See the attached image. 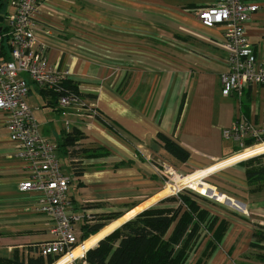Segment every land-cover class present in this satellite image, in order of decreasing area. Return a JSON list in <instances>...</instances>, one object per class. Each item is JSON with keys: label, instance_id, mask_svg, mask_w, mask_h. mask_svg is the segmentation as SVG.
Listing matches in <instances>:
<instances>
[{"label": "crops", "instance_id": "crops-1", "mask_svg": "<svg viewBox=\"0 0 264 264\" xmlns=\"http://www.w3.org/2000/svg\"><path fill=\"white\" fill-rule=\"evenodd\" d=\"M244 1L259 5L246 37L260 64L264 0ZM212 4L213 0H47L36 35L47 46L50 65L70 73L69 80L84 102L93 104L99 115L92 117L79 106L67 110L56 103L51 106L31 82L27 103L42 135L57 146L64 143L65 134L79 130L85 138L77 149L108 152V156L80 154L75 161H80L83 171L75 175L65 149L58 148L59 159L68 163L63 173L71 178L73 210L79 215L88 211L92 218L120 213L123 222L111 232L167 198L166 193L161 195L157 170L173 178L192 173L185 179L194 180L209 194L191 189L248 213L224 215L213 204H201L228 223L224 238L207 261L221 264L225 260L221 248L227 249L232 260L237 250L256 244L254 233H264V184L250 187L246 175L248 158L255 154L238 159L246 153L235 156V145L222 134L243 113L263 126L264 110L257 85L244 91L242 109L235 98L222 94L220 77L228 72L227 54L220 46L224 27L208 28L197 15ZM8 11L12 12L10 4ZM44 108L56 111L58 117ZM6 121L0 112V257L11 259L15 251L27 254L50 241L53 221L36 212L35 194L18 190L31 170L17 157ZM161 134L190 154L188 162L180 163L165 150ZM158 159L165 162L160 170ZM206 233L200 240L203 250L211 239ZM240 256L234 264L243 260Z\"/></svg>", "mask_w": 264, "mask_h": 264}, {"label": "built area", "instance_id": "built-area-1", "mask_svg": "<svg viewBox=\"0 0 264 264\" xmlns=\"http://www.w3.org/2000/svg\"><path fill=\"white\" fill-rule=\"evenodd\" d=\"M46 1L10 2L12 12L4 17L5 24L0 31L5 28V33L0 34V51L4 38L12 52L11 60L0 59V112L6 115V130L15 145L17 157L31 170L30 177L19 184L18 190L35 194L36 212L53 221L51 240L38 245V253L46 258H58L56 264H89L86 255L90 248L85 246L87 241L80 240L78 225L84 217H87V223L92 222V218L87 211L82 215L74 212L69 198L71 178L63 173L58 147L41 134L27 103L31 82L38 89L58 93L59 109L79 106L92 117L99 115L94 105H87L80 94L66 91L63 83L70 81V73L55 70L49 63L47 46L36 35L40 10ZM258 10V4L244 0H213L210 7L201 9L197 15L208 28L224 27L220 46L227 54L228 72L220 77L222 94L235 98L241 108L244 91L257 85L262 89L264 110V58L262 63L257 62L255 50L246 37V28ZM69 127L67 123L66 128ZM222 135L224 140L235 145V156L248 152L255 154L264 147V125L253 123L243 114ZM260 156H264V152L248 160Z\"/></svg>", "mask_w": 264, "mask_h": 264}, {"label": "trees", "instance_id": "trees-1", "mask_svg": "<svg viewBox=\"0 0 264 264\" xmlns=\"http://www.w3.org/2000/svg\"><path fill=\"white\" fill-rule=\"evenodd\" d=\"M11 1L0 0V17L4 18L10 14L8 7ZM4 33L5 28L0 34ZM11 53L8 40L3 38L0 59L11 60ZM63 86L66 91L80 94L77 86L71 81H66ZM39 90L44 99L50 101L48 103H51V106H54L55 103L57 105L58 93L46 89ZM242 107L243 101L241 109ZM243 115L246 116L244 113ZM160 137L164 142L165 150L174 159L180 163L188 162L190 154L186 150L170 138L162 134ZM84 138V134L79 130H72L64 135V143L57 146L65 149L75 175L81 174L83 171L80 161H75L80 154L87 157L109 155L101 148L77 149ZM256 162H258V166L254 168L253 164ZM247 164L246 175L249 186L259 188L262 183L264 184V156L250 159ZM183 193L175 197H168L157 206L139 213L99 241L96 247L88 251L87 262L89 264H187L195 247L200 243L202 234L206 231L207 235H211V239L206 243L201 256L195 262V264H205L224 238L228 230V223L212 216L210 211L201 205L204 198L185 191ZM84 209L86 208L82 210ZM120 217V213L98 217L97 219L100 221H96V217H93L92 225H89L87 217H84V220L79 224L81 226L80 240L87 241V239L98 235L109 223ZM254 240H256V244H253L251 248L263 247L261 244L264 243V233L259 231L254 233ZM260 260L264 263V256ZM57 261L58 258L41 256L37 246L31 248L27 254L15 251L11 259L0 257V264H55ZM238 264L241 263L238 262Z\"/></svg>", "mask_w": 264, "mask_h": 264}, {"label": "rangeland", "instance_id": "rangeland-1", "mask_svg": "<svg viewBox=\"0 0 264 264\" xmlns=\"http://www.w3.org/2000/svg\"><path fill=\"white\" fill-rule=\"evenodd\" d=\"M11 12V11H10ZM35 91H33V93H34ZM34 103H35V101H34ZM44 109H46V110H49L52 114H54L55 116H57L58 117V113L56 112V111H53L52 109H49V108H44ZM50 113V114H51ZM43 119H46V117L44 118L43 117ZM42 134V133H41ZM230 146H232V145H230ZM60 162H61V166H62V169H63V171H64V167H65V165H68V163H67V161H66V159H64V158H61L60 159ZM163 164H165V162H162L161 160H157V163H156V165H157V167L159 168V169H162V165ZM158 174H160L159 172H157ZM192 175V173H188V172H183L182 174H177V176L175 177V178H173V177H171L172 175H170V174H168V175H161L160 174V178L159 179H161V186L162 187H160V192H162V194L161 195H163L164 193H166V197L168 198V197H175V196H177L178 194H184L183 192L185 191L186 193H189V194H194L195 196H198V197H201V198H204V202L206 203H209L210 205L211 204H213V206H215L214 207V209L215 210H217L218 212H221V214H224V215H227L226 213H234V214H238V215H243V216H248V213H243V212H240V211H237L236 209H234V208H232V207H230V206H228V205H226L225 203H222V202H219V201H217L216 199H214V198H210V197H205V196H201L198 192H196V191H194L193 189H191V188H189V187H186V186H179V184H181L180 183V180L181 179H185V178H187V177H189L190 175ZM193 174H194V172H193ZM205 181V180H204ZM205 183H206V181H205ZM179 186V187H178ZM159 188V187H158ZM170 188H174L172 191H169L170 190ZM216 189V188H215ZM217 190V192L218 193H220V194H224V195H226L225 193H223L221 190H219V189H216ZM168 191V192H167ZM193 195V196H194ZM227 197H229L228 195H226ZM230 198V197H229ZM232 199V198H231ZM234 200V199H233ZM158 202V201H157ZM202 203V204H205V203ZM159 203V202H158ZM158 205V204H157ZM246 212H248L247 211V209H246ZM87 214L90 216V218H92V214L90 213V212H88L87 211ZM98 217L96 216V221H100V219H97ZM120 220V219H119ZM118 221V220H117ZM114 222H112V223H109V225L108 226H110V225H112ZM93 224V218H92V222H90V224L89 225H92ZM107 226V227H108ZM78 230H79V232H80V228H81V226L80 225H78ZM107 227H105V228H107ZM104 228V229H105ZM103 229V230H104ZM94 237V236H93ZM92 237V238H93ZM90 240V239H89ZM87 241H88V239H87ZM84 242H86V241H84ZM97 245H98V243H97ZM200 247V248H199ZM246 247L247 246H244L243 247V249H239V250H237V252H235L234 254H233V256H232V260H230V259H228L227 258V249H225L224 247L223 248H221L222 250H223V252H222V254L224 255V258H225V260L221 263V264H234L233 262L235 261V258H237V256H238V254H241V258L243 259L242 261H238V262H240L241 264H264V263H262V261L260 260V258L262 257V256H264V248L263 247H258V248H250V249H248V250H246L245 251V249H246ZM91 248V247H90ZM199 249V250H198ZM203 252V249H201V244L199 243L196 247H195V249H194V251L192 252V254H191V257H190V259H189V261H188V263L187 264H195V262L199 259V257L201 256V253ZM56 264V263H55ZM205 264H208V262H206ZM211 264H217V262H215V263H211Z\"/></svg>", "mask_w": 264, "mask_h": 264}, {"label": "bare ground", "instance_id": "bare-ground-1", "mask_svg": "<svg viewBox=\"0 0 264 264\" xmlns=\"http://www.w3.org/2000/svg\"><path fill=\"white\" fill-rule=\"evenodd\" d=\"M264 152V147H262V148H259L258 149V152L257 153H255V154H262ZM249 155H253V152H249V153H246V155H242V156H240V157H238V159H241V158H243V156H249ZM180 183L181 184H179V186L181 185V186H188V187H190V188H193V189H199V192L200 193H203V194H205V193H208L206 190V188L205 187H199L197 184H195V182H194V180H192V179H190V178H188V179H181L180 180ZM178 186V187H179ZM209 194V193H208ZM123 222V219L122 220H120V221H118V223H114L113 225H111V226H109V227H107V228H105L104 230H102L98 235H96V236H94L93 238H91L90 240H88L87 242H86V248H90V247H94V246H96L97 245V243H99V241L101 240V239H103L107 234H109L116 226H118L119 224H121ZM115 231V230H114ZM113 231V232H114ZM112 233V232H111ZM110 235V234H109ZM108 236V235H107Z\"/></svg>", "mask_w": 264, "mask_h": 264}, {"label": "water", "instance_id": "water-1", "mask_svg": "<svg viewBox=\"0 0 264 264\" xmlns=\"http://www.w3.org/2000/svg\"><path fill=\"white\" fill-rule=\"evenodd\" d=\"M5 24L4 18L0 17V31L2 30L3 25ZM238 203V202H237ZM101 241V240H100Z\"/></svg>", "mask_w": 264, "mask_h": 264}]
</instances>
